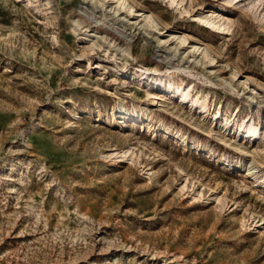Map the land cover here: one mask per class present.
Returning <instances> with one entry per match:
<instances>
[{"label": "rangeland", "instance_id": "1", "mask_svg": "<svg viewBox=\"0 0 264 264\" xmlns=\"http://www.w3.org/2000/svg\"><path fill=\"white\" fill-rule=\"evenodd\" d=\"M124 5L184 41L89 0H0V264H264V136L236 137L264 132V0Z\"/></svg>", "mask_w": 264, "mask_h": 264}, {"label": "bare ground", "instance_id": "2", "mask_svg": "<svg viewBox=\"0 0 264 264\" xmlns=\"http://www.w3.org/2000/svg\"><path fill=\"white\" fill-rule=\"evenodd\" d=\"M89 1L91 3H93L94 5L98 4L99 8L100 7H104L105 8L106 6H108V9H106V8L105 9L108 12L110 11L111 12L110 14L119 16L118 20L120 21V23H123L125 20L128 21V20L132 19L133 23L135 24V27H134V29L136 31L135 33H141L144 36H147L148 34H150V35L154 34L151 31L152 28H154L153 20L151 18V15L146 14L140 20H138L137 16L141 15L142 13L133 12V10L130 9V7H127V6L124 5V0H115L116 3L112 4V5H111V2L110 3H105V0H89ZM167 1L169 2L170 5L176 6V5H178L180 3L181 0H167ZM80 7H83V6L80 5ZM121 8H123L124 10L121 11ZM218 16L219 15H216V13H214L213 11H210L209 14H206V15H199L198 14L197 19L200 21V25L209 26V27L213 28L215 30V32L219 33L224 28L227 29V27H225L227 22L225 20H223L222 17L220 18ZM153 36L157 39L158 42H166V41H168L171 38L172 39L176 38L178 40V44L182 43L184 41L183 37L182 38L181 37H177V36L175 37V35L172 36V34H167L166 38H160V37H158L155 34ZM116 38H118V37H116ZM173 47H176L175 49L178 48V46L175 45V43H174ZM204 54H203V57H206V55H204ZM192 60H199V59L198 58L196 59L195 56H194V58H192ZM154 72H156L158 74V71L154 70ZM148 74H149L148 71L142 70L137 76H135V79L143 80L146 85H149L148 87L151 90H152V87H154V86H155L156 89H159V90L161 89L162 90L161 84L163 83V80H161V78L159 80H156V79H154V77H150ZM167 77L169 78V75H167ZM170 78H171V76H170ZM223 83L228 85L229 87H233V84H232V82L230 80L223 79ZM171 88L175 89V92L178 93L180 99L188 100L189 98H191L189 90L184 89V87L178 86L177 84L175 85L173 82H168V89H171ZM149 91L147 92V94L150 95L151 98H156L157 97V92L156 91H151V92H149ZM190 100H191L190 101L191 103L197 104L200 107L201 111L204 112V111L207 110V98L198 97L197 96V97H195L193 99H190ZM262 108L264 109V104L262 105ZM263 112H264V110H263ZM220 115H221L220 112L217 111L215 116H214V118L220 117ZM263 116H264V113H263ZM237 127H238V131L236 133V137H238L241 140L255 141V139L260 140L264 136L263 130H261L260 127L257 126V124H255L249 118H247L245 121H242L241 123H237ZM251 154L252 155H257L256 149H252L251 150ZM240 164H243V163L241 162ZM252 166L249 167V165L248 166L246 165V167H245L246 175H249L250 173H252L251 172V169H252L251 167ZM180 188L181 189L191 188V183H188V180H187L186 177H184L181 180ZM194 191L199 193L198 190H194Z\"/></svg>", "mask_w": 264, "mask_h": 264}]
</instances>
